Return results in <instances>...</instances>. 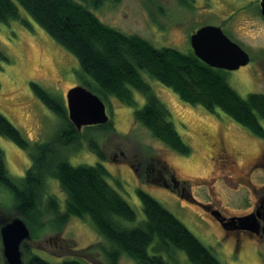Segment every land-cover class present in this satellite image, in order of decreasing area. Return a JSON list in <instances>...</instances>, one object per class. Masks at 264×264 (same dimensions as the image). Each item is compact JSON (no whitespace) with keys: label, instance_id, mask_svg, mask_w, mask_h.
<instances>
[{"label":"rangeland","instance_id":"rangeland-1","mask_svg":"<svg viewBox=\"0 0 264 264\" xmlns=\"http://www.w3.org/2000/svg\"><path fill=\"white\" fill-rule=\"evenodd\" d=\"M75 1L87 5L86 0ZM259 1L106 0L91 11L122 33L137 34L156 48L169 47L182 53L191 50L189 36L193 31L205 25L220 27L249 56L246 65L225 73L227 83L245 97L250 93L264 94V17ZM21 15L26 24L14 19L0 22V51L7 58V61L0 59V113L33 144L51 138L62 121L33 93L30 82L39 84L66 106L67 90L80 85L76 76L79 67L69 52L25 14ZM141 75L168 109L169 119L190 147V153L174 152L135 123L134 110L144 104L145 98L132 90L136 101L133 106L123 105L114 98L106 105L113 131L80 130L83 134L81 148L68 152V162L73 166L96 163L104 166L109 185L136 212L134 222H123L127 227L137 225L144 218L137 196V190L141 189L179 219L221 264H264V234L261 237L242 234L236 242L233 234L224 235L207 211V206L212 204L226 216H243L241 214L252 208V186L257 189L264 186L262 166H257L248 179L223 176L213 160L211 144L220 140L234 156L237 167L242 169L264 154V141L220 110L209 112L200 105L186 103L144 72ZM261 123L264 127V122ZM85 137L96 139L104 150L105 159L87 149ZM0 148L8 173L14 178L21 177L31 163L27 151L1 136ZM151 158L165 165L166 182L174 191L148 182L143 169L137 176L132 165L137 161L146 163ZM260 163L264 164V160ZM171 174L178 181L175 188ZM181 187L191 194L192 201L181 197ZM47 189L60 200L63 209L64 194L57 181L49 178ZM11 203L10 193L0 185V213L8 217ZM28 243L34 254L53 264L63 259H74L82 264H112L106 255L107 241L88 218L71 217L57 228L48 215L44 218V227L31 232ZM179 258L181 264H186L182 255ZM0 264H4L1 250ZM115 264L135 263L119 256Z\"/></svg>","mask_w":264,"mask_h":264},{"label":"trees","instance_id":"trees-1","mask_svg":"<svg viewBox=\"0 0 264 264\" xmlns=\"http://www.w3.org/2000/svg\"><path fill=\"white\" fill-rule=\"evenodd\" d=\"M105 1L86 0L87 5H84L75 0H0V22L14 19L26 24L21 15L25 14L76 59L80 85L96 94L105 106L111 98L133 106L136 101L132 90L141 93L145 101L134 110L135 123L178 154H189L190 147L141 72L171 89L186 103L200 105L209 112L220 110L264 141L263 93L240 96L227 83L226 71L208 66L192 49L182 53L169 47L156 48L137 34H125L110 27L91 11ZM0 59L7 61L1 51ZM30 87L62 125L47 141L30 144L0 113V136L26 150L31 162L21 177L14 178L6 169L0 148V185L10 193L12 201L9 218L1 211L0 220L19 216L32 232L44 227V218L48 215L57 228L71 217L88 218L107 241L106 255L112 264L119 256L135 264H181L179 255L186 264H221L179 219L141 189L137 190V196L144 218L137 225L127 227L123 222H134L136 212L109 185L104 166L100 163L73 166L67 160L68 152L81 148L82 131H113L110 120L102 125L85 126L80 132L68 119L61 99L35 82H30ZM83 139L89 151L102 160L106 158L96 139ZM132 167L137 176L143 169L148 182L168 187L164 175L167 168L158 159L151 158L146 163L137 161ZM49 178L57 181L64 194L63 209L60 200L47 189ZM171 179H174L172 174ZM20 250L24 264H53L34 254L28 241L21 244ZM55 264L82 263L63 259Z\"/></svg>","mask_w":264,"mask_h":264},{"label":"water","instance_id":"water-1","mask_svg":"<svg viewBox=\"0 0 264 264\" xmlns=\"http://www.w3.org/2000/svg\"><path fill=\"white\" fill-rule=\"evenodd\" d=\"M260 13L264 17V0L259 2ZM193 54L208 66L224 71L236 70L249 62L248 54L238 44L230 40L218 26L205 25L189 36ZM67 117L80 131L85 126L107 123L109 115L105 103L82 85H74L65 94ZM192 201V200H191ZM222 227L258 233L259 223L255 214L233 216L228 219L219 212H212ZM31 239V232L19 216L0 220V243L4 264H24L21 244Z\"/></svg>","mask_w":264,"mask_h":264},{"label":"flooded vegetation","instance_id":"flooded-vegetation-1","mask_svg":"<svg viewBox=\"0 0 264 264\" xmlns=\"http://www.w3.org/2000/svg\"><path fill=\"white\" fill-rule=\"evenodd\" d=\"M260 2V1H259ZM211 146L214 148V157L213 160L214 162H217V166L219 169V172H221L223 174V176L226 177H235V178H242L243 177L248 179V176L253 173L254 169L260 166L264 167V164H261L260 162H262L264 160V154H260V156L258 157L259 159L257 160H261V161H255L251 164H249L248 166L244 167V168H238L235 162V158L233 155L229 154L226 149L223 147L222 142L219 140L216 143L211 144ZM174 188L176 187L178 181L174 178L171 179ZM168 185L167 188L173 190V188ZM253 188V200H252V208L241 215H247V214H255V216L258 219V223H259V230L258 233H253L251 231L248 230H241V229H236L233 228L231 225H226L225 227H222L220 225V223L214 218V216L212 215V212H219L223 217H225L226 219L233 217L232 216H226L224 214H222L220 211H218L217 209L212 207V204H209L207 206V211L209 212V214L218 222L220 228L222 229L224 235L225 234H233L235 237V241L237 242L238 237L242 234H247L253 237H261L262 234H264V195H263V191H264V186H262L261 188L257 189V188ZM174 191V190H173ZM180 193H181V197L183 198H187L189 200H193L191 197V194L184 189V187H181L180 189ZM237 216V215H234ZM240 216V215H239Z\"/></svg>","mask_w":264,"mask_h":264}]
</instances>
